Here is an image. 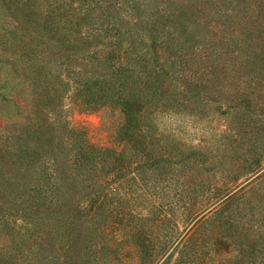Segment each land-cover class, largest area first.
I'll return each instance as SVG.
<instances>
[{
  "label": "rangeland",
  "instance_id": "rangeland-1",
  "mask_svg": "<svg viewBox=\"0 0 264 264\" xmlns=\"http://www.w3.org/2000/svg\"><path fill=\"white\" fill-rule=\"evenodd\" d=\"M88 1L0 0V264H264V0Z\"/></svg>",
  "mask_w": 264,
  "mask_h": 264
},
{
  "label": "trees",
  "instance_id": "trees-1",
  "mask_svg": "<svg viewBox=\"0 0 264 264\" xmlns=\"http://www.w3.org/2000/svg\"><path fill=\"white\" fill-rule=\"evenodd\" d=\"M97 1V0H96ZM225 2H228V5L231 6L232 9H230L231 11H233L234 13H237L236 18L240 15V13L244 14L247 10L248 7V3L246 2V0H222ZM93 0H89L87 5H89V3H92ZM130 2V6L128 8L134 10V11H140V9L144 6L145 2H142V0H126L125 4L128 5V3ZM97 3H102L97 1ZM172 3V2H171ZM120 4V3H119ZM118 4V5H119ZM118 5H116L115 7H118ZM122 7H124V4L119 5V8L121 9ZM126 7V6H125ZM100 8L104 9L103 4H100ZM123 9V8H122ZM162 9V8H161ZM77 10V8H75V6H71V11L69 14H66V17L68 20H66V22L68 23V25H72V22L78 18L81 19L82 15L74 13V11ZM175 12H168L167 14V20L169 21H178L181 20L182 24H188L190 23L191 25H194V27L197 29L195 31V33L199 30L200 33H203L204 35V39L206 36L209 35L210 30L208 29V25L205 24V20H206V16L205 14L202 12L203 9L200 8L198 5L196 4H192L189 2L188 5L186 7L181 6V5H175ZM69 11V10H68ZM162 12L164 11H168L167 9H162ZM233 13V14H234ZM232 14V15H233ZM246 14H244L245 16ZM53 16V15H52ZM50 16V19H52L53 17ZM164 16V14L162 15ZM161 16V18H162ZM226 18L229 16L227 13L225 14ZM243 16V17H244ZM242 17V18H243ZM233 16L229 17L228 20H230V23L233 24L235 22V19ZM114 22H111V24L113 25V28H118L117 32L118 34L121 33V24L118 20L113 19ZM67 25V24H66ZM67 25V26H68ZM105 26H109L108 22L105 24ZM189 27V26H187ZM103 28V27H102ZM195 34L194 32L190 31V34ZM122 36H120V39L116 42L114 48H112L111 52H125L129 53L127 51V49L125 50V40L124 37L126 34H120ZM196 36V35H195ZM124 57V54H119V58L120 60H122V58ZM176 61V60H174ZM103 80L106 81V78H104ZM84 86H92L95 85L97 83H99L98 80H84V82H82ZM132 107V103H127L125 109L127 110H131ZM128 112V111H127ZM229 204V202H226L225 205ZM224 205V206H225Z\"/></svg>",
  "mask_w": 264,
  "mask_h": 264
}]
</instances>
